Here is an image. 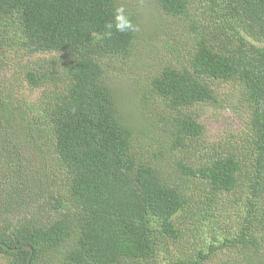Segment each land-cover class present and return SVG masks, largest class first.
Here are the masks:
<instances>
[{"label":"trees","instance_id":"obj_1","mask_svg":"<svg viewBox=\"0 0 264 264\" xmlns=\"http://www.w3.org/2000/svg\"><path fill=\"white\" fill-rule=\"evenodd\" d=\"M153 1L171 22L156 48L129 0H0V53L10 39L53 53L23 69L44 87L33 117L0 99L6 264H264V0ZM118 7L135 31H116ZM141 49L154 62L143 79L124 69ZM123 72L141 130L113 103ZM216 81L248 119L204 142L192 108L223 104ZM183 222L201 246L173 254Z\"/></svg>","mask_w":264,"mask_h":264},{"label":"rangeland","instance_id":"obj_2","mask_svg":"<svg viewBox=\"0 0 264 264\" xmlns=\"http://www.w3.org/2000/svg\"><path fill=\"white\" fill-rule=\"evenodd\" d=\"M126 1V0H121ZM131 6L138 13V20L143 28L150 36L149 44L142 42V46L145 47H155L158 43L159 38H168L170 35L166 23H171L166 20L160 12V9L156 6L153 0H129ZM167 26V28L165 27ZM14 30L12 27L9 29L8 34H13ZM14 39H10L8 44L5 46L4 50L0 53V99L5 100L9 98L12 100L13 105L21 106V111L18 115L27 116V120L33 117L32 113H27L29 107L37 106V101L40 94L42 93L44 87H31L26 83L24 78V72L27 68H30L34 62L41 58H46L53 53L49 52H29V49L20 43H14ZM156 48V47H155ZM134 58L124 66L125 71L133 70L134 74H138L139 79H143L148 75V72L154 66V62L151 59L149 53L144 50L137 52ZM160 57V55H158ZM26 67L25 70H23ZM127 72V73H128ZM122 74L111 75V87L113 103L117 105L119 113L121 114L123 120L132 126L136 130H141L144 128L146 122L144 118L135 110L133 106V92L128 89ZM112 74V73H111ZM234 84L230 82H215V90L219 92L221 101L223 104H198L195 105L192 110L195 118L203 124V141L204 142H214L216 139L226 135V132L230 129L239 130L242 127L243 121L248 119V113L245 107H243L240 101V95L234 90ZM227 94V96H225ZM31 107V106H30ZM37 113V112H36ZM34 113V114H36ZM28 114V115H27ZM29 116V117H28ZM33 123V122H32ZM34 124V123H33ZM28 148V147H27ZM28 153H32V148H28ZM41 155L33 154V163L35 164L34 172L38 176H43L45 164L39 163ZM35 159V160H34ZM53 180V179H52ZM23 213H16V215L9 217V219H15L18 215L32 218L35 217L31 215V205L28 206ZM183 231L186 237L175 244V249L171 253H176V249L197 250L201 244L197 239L194 238L196 234L194 227L192 228L189 223L182 224ZM169 251V249H168ZM195 251H193L194 253ZM233 257V256H232ZM157 259L158 264H162L163 260ZM0 264H6L5 256H0Z\"/></svg>","mask_w":264,"mask_h":264},{"label":"clouds","instance_id":"obj_3","mask_svg":"<svg viewBox=\"0 0 264 264\" xmlns=\"http://www.w3.org/2000/svg\"><path fill=\"white\" fill-rule=\"evenodd\" d=\"M121 18H123V22H121ZM116 24L115 29L119 32H127V31H135L136 27L131 22V19L129 18V15L123 7H118L116 9ZM107 27L111 29L113 27L112 24H108Z\"/></svg>","mask_w":264,"mask_h":264},{"label":"water","instance_id":"obj_4","mask_svg":"<svg viewBox=\"0 0 264 264\" xmlns=\"http://www.w3.org/2000/svg\"><path fill=\"white\" fill-rule=\"evenodd\" d=\"M27 248H29V247L27 246Z\"/></svg>","mask_w":264,"mask_h":264}]
</instances>
